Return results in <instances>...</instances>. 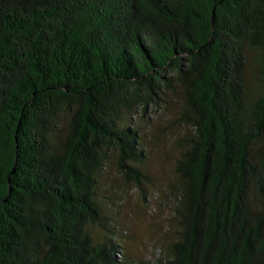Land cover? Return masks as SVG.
<instances>
[{"label":"trees","instance_id":"16d2710c","mask_svg":"<svg viewBox=\"0 0 264 264\" xmlns=\"http://www.w3.org/2000/svg\"><path fill=\"white\" fill-rule=\"evenodd\" d=\"M168 94L188 132L154 264H264V0H0V264H152L98 175L113 152L146 198L134 116Z\"/></svg>","mask_w":264,"mask_h":264},{"label":"rangeland","instance_id":"374dc122","mask_svg":"<svg viewBox=\"0 0 264 264\" xmlns=\"http://www.w3.org/2000/svg\"><path fill=\"white\" fill-rule=\"evenodd\" d=\"M162 102L156 106L149 105L144 116H140V113L134 116L141 129L148 155L141 165L147 176L143 183L147 191L146 198L142 196L138 186L127 182L123 173L117 170L113 152H110L104 169L98 175L97 189L103 205L107 208L111 201L106 195L111 196V199L121 195L122 203L115 206L114 210L118 221L127 227L129 233L125 248L133 258L152 261L160 255L164 237L175 227L167 193L174 176L175 160L182 146L180 137L188 132L186 127L172 124L180 111L177 97L168 94ZM65 119L64 115L59 116L53 142L58 139L61 129H64Z\"/></svg>","mask_w":264,"mask_h":264},{"label":"built area","instance_id":"2783aa9c","mask_svg":"<svg viewBox=\"0 0 264 264\" xmlns=\"http://www.w3.org/2000/svg\"><path fill=\"white\" fill-rule=\"evenodd\" d=\"M120 252H121L120 249L116 252V255H117L118 257H120ZM151 263L154 264V261H152Z\"/></svg>","mask_w":264,"mask_h":264}]
</instances>
